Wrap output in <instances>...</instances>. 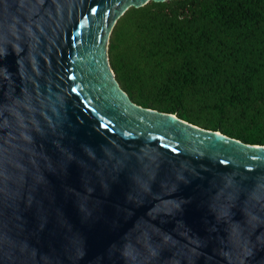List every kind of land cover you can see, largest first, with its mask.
<instances>
[{"label":"water","instance_id":"1","mask_svg":"<svg viewBox=\"0 0 264 264\" xmlns=\"http://www.w3.org/2000/svg\"><path fill=\"white\" fill-rule=\"evenodd\" d=\"M0 0V264H264V145L130 102L129 7Z\"/></svg>","mask_w":264,"mask_h":264},{"label":"trees","instance_id":"2","mask_svg":"<svg viewBox=\"0 0 264 264\" xmlns=\"http://www.w3.org/2000/svg\"><path fill=\"white\" fill-rule=\"evenodd\" d=\"M131 103L264 145V0H170L129 7L107 43Z\"/></svg>","mask_w":264,"mask_h":264}]
</instances>
